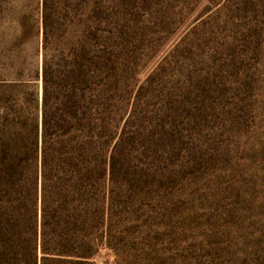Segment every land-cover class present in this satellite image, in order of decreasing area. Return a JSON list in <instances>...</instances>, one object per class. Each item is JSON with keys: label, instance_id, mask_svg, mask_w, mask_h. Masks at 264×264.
<instances>
[{"label": "rangeland", "instance_id": "374dc122", "mask_svg": "<svg viewBox=\"0 0 264 264\" xmlns=\"http://www.w3.org/2000/svg\"><path fill=\"white\" fill-rule=\"evenodd\" d=\"M42 1L0 0L1 83L40 69ZM93 1L123 42L128 155L95 263L264 264V0Z\"/></svg>", "mask_w": 264, "mask_h": 264}, {"label": "trees", "instance_id": "16d2710c", "mask_svg": "<svg viewBox=\"0 0 264 264\" xmlns=\"http://www.w3.org/2000/svg\"><path fill=\"white\" fill-rule=\"evenodd\" d=\"M95 3L43 0L40 69L0 82V264H96L119 215L124 47Z\"/></svg>", "mask_w": 264, "mask_h": 264}]
</instances>
